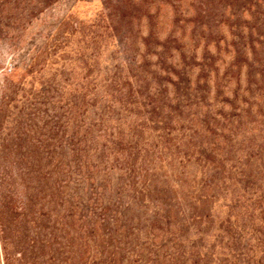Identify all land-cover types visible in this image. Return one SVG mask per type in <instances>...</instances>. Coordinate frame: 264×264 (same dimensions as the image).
I'll list each match as a JSON object with an SVG mask.
<instances>
[{
	"label": "rangeland",
	"instance_id": "1",
	"mask_svg": "<svg viewBox=\"0 0 264 264\" xmlns=\"http://www.w3.org/2000/svg\"><path fill=\"white\" fill-rule=\"evenodd\" d=\"M18 1L0 12L14 228L40 217L51 264H264V0Z\"/></svg>",
	"mask_w": 264,
	"mask_h": 264
},
{
	"label": "trees",
	"instance_id": "2",
	"mask_svg": "<svg viewBox=\"0 0 264 264\" xmlns=\"http://www.w3.org/2000/svg\"><path fill=\"white\" fill-rule=\"evenodd\" d=\"M38 3H42L44 0H37ZM48 2L52 0H47ZM14 3L15 5L19 2L18 0H0V12L3 7L8 3ZM45 2V3H48ZM10 9V8H9ZM10 11V10H9ZM10 13V12H9ZM15 19L19 21L21 15H16ZM28 198L25 197L23 200V207L27 204ZM14 207L11 203V197L8 194L0 196V248L2 250L1 257L3 264H12L14 255L18 256L17 264H39L36 262L37 258L44 259L43 264H51L54 262V251L56 250L53 246H57L58 242L56 238L52 236V230L45 232L41 231L44 229L38 225L40 217L36 216L35 227L30 232H24L25 230H17L14 228ZM25 213L21 212V218H24ZM41 229V231H40ZM30 233V235H29ZM14 253V254H13Z\"/></svg>",
	"mask_w": 264,
	"mask_h": 264
}]
</instances>
